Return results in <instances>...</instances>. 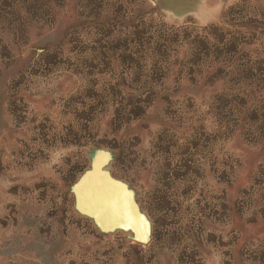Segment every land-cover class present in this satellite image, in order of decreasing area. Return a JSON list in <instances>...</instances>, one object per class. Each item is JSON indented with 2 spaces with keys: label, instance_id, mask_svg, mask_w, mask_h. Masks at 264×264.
Instances as JSON below:
<instances>
[{
  "label": "rangeland",
  "instance_id": "obj_1",
  "mask_svg": "<svg viewBox=\"0 0 264 264\" xmlns=\"http://www.w3.org/2000/svg\"><path fill=\"white\" fill-rule=\"evenodd\" d=\"M0 264H264V0H0Z\"/></svg>",
  "mask_w": 264,
  "mask_h": 264
},
{
  "label": "water",
  "instance_id": "obj_2",
  "mask_svg": "<svg viewBox=\"0 0 264 264\" xmlns=\"http://www.w3.org/2000/svg\"><path fill=\"white\" fill-rule=\"evenodd\" d=\"M102 160L98 157L75 185L80 210L94 217L105 231L128 229L135 242L147 243L150 236L148 220L140 213L127 187L100 169Z\"/></svg>",
  "mask_w": 264,
  "mask_h": 264
}]
</instances>
